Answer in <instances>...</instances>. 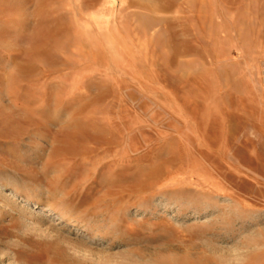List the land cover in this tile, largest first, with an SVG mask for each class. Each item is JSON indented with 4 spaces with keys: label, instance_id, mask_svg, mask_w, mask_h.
<instances>
[{
    "label": "rangeland",
    "instance_id": "1",
    "mask_svg": "<svg viewBox=\"0 0 264 264\" xmlns=\"http://www.w3.org/2000/svg\"><path fill=\"white\" fill-rule=\"evenodd\" d=\"M0 264H264V0H0Z\"/></svg>",
    "mask_w": 264,
    "mask_h": 264
}]
</instances>
